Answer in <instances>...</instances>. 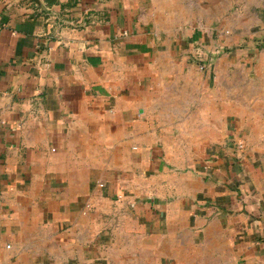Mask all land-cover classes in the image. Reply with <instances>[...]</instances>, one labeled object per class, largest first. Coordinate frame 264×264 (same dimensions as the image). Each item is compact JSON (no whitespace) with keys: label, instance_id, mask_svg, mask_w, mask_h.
<instances>
[{"label":"crops","instance_id":"crops-1","mask_svg":"<svg viewBox=\"0 0 264 264\" xmlns=\"http://www.w3.org/2000/svg\"><path fill=\"white\" fill-rule=\"evenodd\" d=\"M262 43L264 0H0V264H264Z\"/></svg>","mask_w":264,"mask_h":264},{"label":"built area","instance_id":"built-area-1","mask_svg":"<svg viewBox=\"0 0 264 264\" xmlns=\"http://www.w3.org/2000/svg\"><path fill=\"white\" fill-rule=\"evenodd\" d=\"M218 53V50H214L213 54ZM194 58L196 60V64L199 70H203L207 67L208 61L210 59V53H208L207 51L203 50L200 46H198L195 50L194 53ZM97 186L99 188H103L104 187V183L102 181H98L97 182ZM90 208V204L87 203L85 205V211L88 210ZM40 264V263H37Z\"/></svg>","mask_w":264,"mask_h":264},{"label":"rangeland","instance_id":"rangeland-1","mask_svg":"<svg viewBox=\"0 0 264 264\" xmlns=\"http://www.w3.org/2000/svg\"><path fill=\"white\" fill-rule=\"evenodd\" d=\"M262 45H264V43H262Z\"/></svg>","mask_w":264,"mask_h":264},{"label":"water","instance_id":"water-1","mask_svg":"<svg viewBox=\"0 0 264 264\" xmlns=\"http://www.w3.org/2000/svg\"><path fill=\"white\" fill-rule=\"evenodd\" d=\"M34 1H37V0H34Z\"/></svg>","mask_w":264,"mask_h":264}]
</instances>
